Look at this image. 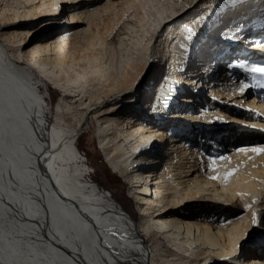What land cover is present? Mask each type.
<instances>
[{
  "label": "bare ground",
  "instance_id": "6f19581e",
  "mask_svg": "<svg viewBox=\"0 0 264 264\" xmlns=\"http://www.w3.org/2000/svg\"><path fill=\"white\" fill-rule=\"evenodd\" d=\"M260 21L264 0H0V264H264V74L236 66H264ZM89 116L136 219L88 178Z\"/></svg>",
  "mask_w": 264,
  "mask_h": 264
},
{
  "label": "rangeland",
  "instance_id": "374dc122",
  "mask_svg": "<svg viewBox=\"0 0 264 264\" xmlns=\"http://www.w3.org/2000/svg\"><path fill=\"white\" fill-rule=\"evenodd\" d=\"M105 22L107 23V25L106 26L102 25V24H106ZM105 22L101 23V25L98 24V28H97V30L100 31V33L102 30H105L102 31V36L104 37L107 35L106 31L108 30V28L111 27L109 17L105 19ZM92 29H94V27ZM103 32H105L106 35ZM118 33H119V29L115 30L114 31L115 36L113 35L114 38L113 36H111L110 39L112 41H116ZM185 45L189 48H191L192 46L194 47V44L191 43V41H187ZM125 68L126 67H124V69L122 68V71H128V69ZM47 88L48 89L45 90V87L41 85V93L45 96L48 106L51 107L52 105L53 107L59 98L60 92L59 90H56L50 85H48ZM96 129H97V124L92 119V117L89 116L87 118L86 125L82 127L80 136L78 137V141H77V147L79 149V152L81 154H84V158H85L84 161L86 160L85 162L89 166L88 178H90L91 181H93L97 186L109 192L112 198L115 199L121 205L123 210H125L130 217L136 219L138 217V214H137V210L135 209V204L133 202V199L129 196L128 193V183L122 177L114 174L107 165L104 155L99 147ZM254 202L255 203L258 202L257 199L252 201L253 204Z\"/></svg>",
  "mask_w": 264,
  "mask_h": 264
},
{
  "label": "snow or ice",
  "instance_id": "6c2138e0",
  "mask_svg": "<svg viewBox=\"0 0 264 264\" xmlns=\"http://www.w3.org/2000/svg\"><path fill=\"white\" fill-rule=\"evenodd\" d=\"M189 31H191V30L189 29ZM236 66L240 67V68H244L246 71H248L250 73H261V74H264V66H254V67H250V68H245V65L242 64V63L241 64H237ZM255 86L258 87V88H264V76H262L261 79H257L256 80V85ZM245 87H248V86L245 85ZM243 150L244 149H242V151ZM251 151L264 152V148H253V149H251ZM249 207H250V205H249ZM252 224L254 226H259L261 224V221L257 218L255 213H253Z\"/></svg>",
  "mask_w": 264,
  "mask_h": 264
}]
</instances>
